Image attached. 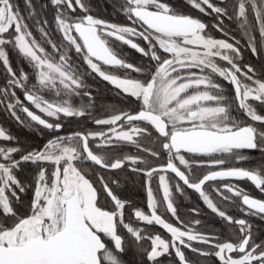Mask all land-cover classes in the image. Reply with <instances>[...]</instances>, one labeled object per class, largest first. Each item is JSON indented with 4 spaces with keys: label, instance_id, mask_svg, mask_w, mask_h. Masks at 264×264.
<instances>
[{
    "label": "snow or ice",
    "instance_id": "snow-or-ice-1",
    "mask_svg": "<svg viewBox=\"0 0 264 264\" xmlns=\"http://www.w3.org/2000/svg\"><path fill=\"white\" fill-rule=\"evenodd\" d=\"M23 5L0 0V111L50 138L28 149L0 126V264H129V251L135 264H199L186 250L214 264H264V239L250 222L264 221V199L236 183L264 196V61L243 63L244 50L264 57V0H112L124 24L94 15L91 0ZM185 7L214 16L225 38ZM123 46L142 63L128 62ZM89 79L134 108L97 114ZM71 120L85 124L66 131ZM137 179L143 207L121 194ZM186 190L227 237L180 215Z\"/></svg>",
    "mask_w": 264,
    "mask_h": 264
},
{
    "label": "flooded vegetation",
    "instance_id": "flooded-vegetation-1",
    "mask_svg": "<svg viewBox=\"0 0 264 264\" xmlns=\"http://www.w3.org/2000/svg\"><path fill=\"white\" fill-rule=\"evenodd\" d=\"M34 3L37 5V8L39 9V5L42 2H41V0H34ZM111 4H112V2L109 3V5H108L109 10L108 11L106 10L104 12V14L99 15L98 14L99 12H95L93 14L99 16L100 18H102L104 16L107 19L106 18H103V19L110 20V21L115 22V23H122V24L127 23V21L125 20V18L123 16H121L119 14H113L114 9L111 6ZM21 9H22V11H26L24 9L23 1L21 3ZM196 17H198V16H196ZM211 33L213 36H215L217 38H225L223 36L215 35L213 33V31H211ZM237 38L239 39L240 36L238 35ZM242 43H243V41H242ZM120 53L122 56H124L127 59L128 62H133L135 64L142 63L140 55L138 53H136L134 50H131L130 48H128L127 46H123L120 49ZM9 55H10V59H11L13 68L18 70L19 66L21 64H23V62L18 58V56L15 53L10 51ZM249 55H250V52L247 50H244L243 63H249ZM25 69L27 70L26 66H25ZM2 72H3V68H2V66H0V85H2L4 83V78H3ZM100 82H101V88H92V91L97 92L98 94L104 93L102 97L104 98V101H106V105L110 106V109L115 108V109H121V110H130V109L134 108V105L129 103L124 97L117 96L115 90L112 89L111 86L107 85L106 83H104L102 81H100ZM88 83L91 86L90 82H88ZM226 89L228 91H230L229 86H226ZM18 95H20L21 99H23V96L21 93H19V91H18ZM74 102L78 103L79 101L77 99ZM104 111L105 110L97 111L98 112L97 114H103ZM77 124L80 125V126L78 125V128H81L85 124V121H83V120H81V121H76V120L68 121V125L70 126L69 131L75 130ZM0 126H3L4 128H6L11 135L16 137L19 140L20 145L22 147L31 149L32 147H39L42 144V141H43L42 135L37 134V132L33 129H30L28 127H22L14 119H12L6 112H3V111H0ZM87 127L92 128L93 125L90 122H88ZM41 131L43 133V130H41ZM27 135H29V136H27ZM48 135H49V133H48ZM48 138H50V135ZM146 144H149V141H146ZM150 146L155 147V145H150ZM125 151L126 152H135V149L129 147V148H125ZM246 154L250 155V157H252L254 161L260 160V153H258V152H251V153H246ZM154 163H159V162H154ZM238 166L248 167V166H250V164L245 162V163H242L241 165H238ZM200 171L203 172V171H206V169H201ZM30 174H31V166H29L28 168L25 169L24 175H30ZM236 183H239L241 187H243L245 190L250 192L252 195H254L258 198L264 199V196H262L257 190H255L250 182L237 181ZM122 184H123V181H122ZM130 184L131 185H139L140 184V186H141V182L139 179L135 180V182L129 181L127 183V185L124 186L123 192L128 191V186ZM142 190L144 191L143 187H142ZM30 197H31V192H28L26 194H22L21 198L23 200H25V202H27ZM188 197H192V198L195 197L198 200V197L196 196V194H194L191 190H186V193L184 196L178 195L176 198V204L178 206V211H179V207L183 206V203L185 202L186 198H188ZM136 200H137V198L132 199V201L135 204L137 203ZM181 214H182V212L180 213V215ZM229 214L235 215L238 218L240 215H242L235 208H230ZM198 218L202 219L201 216ZM169 219H171V218L169 217ZM205 220L209 221L212 224V226L210 227V231H213L215 233H219L224 237H227L230 234L228 228L224 226V222L219 220L214 214L211 213V217L205 218ZM172 222L175 223L174 220ZM250 222L254 225V231H255L256 236L258 238L257 242H259V239H264V221L252 218ZM155 228H158V227H154L152 229V231H154ZM197 260H199V264H214L213 258H209L207 261H205L201 258H197Z\"/></svg>",
    "mask_w": 264,
    "mask_h": 264
},
{
    "label": "trees",
    "instance_id": "trees-1",
    "mask_svg": "<svg viewBox=\"0 0 264 264\" xmlns=\"http://www.w3.org/2000/svg\"><path fill=\"white\" fill-rule=\"evenodd\" d=\"M22 1L23 0H17V2L20 3V6H21ZM41 2H47V0H41ZM111 2H112V0H91L92 6L94 9L93 13L99 12L98 13L99 15L104 14V12L106 10L107 11L109 10L108 5ZM177 2H180V0H177ZM184 11L186 13L193 15V16H198L206 24L209 25V30L213 31V33L215 35L222 36L220 32L216 31L215 29H213L211 27V25L215 21L214 16H205V15L199 13L198 11L191 9L190 7H185ZM44 14L47 16L49 22L51 23V21L53 19V9L51 7H49ZM102 18H106V17L103 16ZM224 24H225L226 28H229L232 30L233 35L238 37L239 32L236 30L235 24L230 23L228 20H225ZM34 34L37 35V37L39 38L38 33H35V31H34ZM54 39L58 40L59 36L55 35ZM262 61H264V57H261V59H257L255 57H253L252 54L250 53L249 63L252 64L253 66H255L257 69H259ZM88 82H90L91 88H101V82L99 79H89ZM103 94L104 93L98 94L97 92H93V95L96 97L97 111L110 109V106L106 105V101H104V98L102 97ZM78 125L79 124L76 125L75 130L80 129V128H78ZM69 127L70 126L68 125V122H66L65 130L69 131L70 130ZM27 136H29V135H27ZM48 137H49L48 132L46 130H43V133H42V140L43 141L39 147H41L43 145V143L47 140ZM121 194L123 196H126L127 198H129L131 200L134 198H137L136 206L143 207L145 205L146 196H145V192L142 190V186H140V184L139 185H131L130 184L128 186V191L122 192ZM193 207L199 208L201 210V217H202L203 226L205 229L210 231V227L212 226V224L209 221H206L205 218L211 217V213L209 210H207L205 208V206L203 205V203L199 199L197 200L195 197L186 198L185 202L183 203V206L179 207V212L180 213L182 212L181 216H183L184 218L197 219L198 217H189L188 216L189 210ZM154 231H162V230L159 228H155ZM186 254L188 256L192 257V259L194 261L197 260V257H195L192 253L186 251ZM124 258H125V260L129 261V264H135V262L139 260V257L134 255V253L132 251H129L128 254Z\"/></svg>",
    "mask_w": 264,
    "mask_h": 264
}]
</instances>
